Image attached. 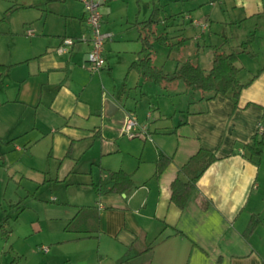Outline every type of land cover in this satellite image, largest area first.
I'll return each instance as SVG.
<instances>
[{"label": "crops", "instance_id": "1", "mask_svg": "<svg viewBox=\"0 0 264 264\" xmlns=\"http://www.w3.org/2000/svg\"><path fill=\"white\" fill-rule=\"evenodd\" d=\"M73 1L81 7L72 2L58 7V0L31 4V19L16 27L12 13L9 25H0V165L17 182L18 208L54 185L67 192L60 206L71 208L64 229L83 205L99 212L98 231L69 232L72 236L43 250L52 264H264V151L257 165L244 146L260 127L264 131V0H193L186 10H176L173 0L160 4L165 14L157 33L179 43L170 47L152 40L154 50L165 52L160 64L156 53L153 57L164 73H174L188 59L210 68L215 47L238 49L253 36L254 55L242 52L236 62L239 80L250 81L238 105L229 95L207 98L209 93L182 79L148 80L130 69L150 15L142 0L103 5L102 27L112 38L99 71L89 67L86 41L58 51L63 37L89 32L83 3ZM229 25L241 29L235 40ZM147 98L144 106L138 104ZM109 101L118 106L114 113ZM130 112L148 124L153 138L122 135ZM109 128L118 134L109 136ZM200 147L212 149L218 159L180 208L172 200V182L186 178L181 168ZM117 169L131 173L135 186L98 194L92 184ZM253 215L261 221L246 236ZM131 245L141 253L117 263Z\"/></svg>", "mask_w": 264, "mask_h": 264}, {"label": "trees", "instance_id": "2", "mask_svg": "<svg viewBox=\"0 0 264 264\" xmlns=\"http://www.w3.org/2000/svg\"><path fill=\"white\" fill-rule=\"evenodd\" d=\"M171 16H166L164 19L170 18ZM162 18L161 7L154 6L148 19L143 22L144 33L141 37L142 49L139 51V57L130 65V69H137L140 75L148 80L182 79L187 86L195 87L202 93H209L210 95L207 98H212L218 94L229 95L234 103L238 105L241 90L250 81L243 83L239 80L238 74L241 67L236 62L239 59V54L242 52L254 55L250 49L253 36L242 41L238 49L232 48L230 51H226L221 47H215L214 58L210 68L204 67L199 61L188 59L182 62L174 73L169 74L164 73L153 63L154 47L152 40H157L160 44L170 47L179 44L178 42L173 43L165 33H157V25L161 23ZM3 19H6V15ZM244 146L249 152V158L255 161L257 165H260L264 151V131L257 130L252 135L250 141L245 143ZM217 159L218 156L212 149L200 147L182 166L181 171L186 178L177 176L172 182V200L180 208L185 207L188 199L197 187V181ZM92 185L98 194L109 192L123 193L135 186L131 173L123 169L108 170L103 178ZM19 204L20 202L16 203L18 207L20 206ZM206 204L207 201H204L203 205L205 207ZM260 221L259 215H253L245 230V235L249 236ZM7 222L8 217L5 216L0 224V228L6 236L10 232V229L6 228ZM65 230L67 232L82 233L85 236H90L93 232L98 231L99 212L96 207L92 205L81 206L68 222ZM176 232L179 231L176 230ZM140 253V250L131 245L124 255L118 259L117 263L129 262ZM10 264L20 263L17 261V257H14Z\"/></svg>", "mask_w": 264, "mask_h": 264}, {"label": "rangeland", "instance_id": "3", "mask_svg": "<svg viewBox=\"0 0 264 264\" xmlns=\"http://www.w3.org/2000/svg\"><path fill=\"white\" fill-rule=\"evenodd\" d=\"M164 1L165 0H142L143 10L148 5L151 13L154 6L161 7L160 4ZM173 1L178 3L176 5V10H186L187 6H190L193 2V0ZM188 1L191 3L188 4ZM70 2L75 4L74 8L81 7L79 2H74L73 0H67V2L58 0L56 5L58 7H60V5L66 6ZM47 3L48 0H0V25H9V19L13 13L14 25L17 27L21 24L22 20L31 19V12H33L31 4H34V7H38L39 4L46 6ZM191 9H193V7H191ZM161 12L162 16H164L165 12ZM5 15L6 19H3ZM160 24L161 23L157 25L158 28ZM227 30L230 37L235 36V40L237 35L233 36V34H237L241 29H239L238 26L229 25L227 26ZM250 49L254 50L251 45ZM154 53L157 55L155 62L160 64L165 52L163 49L157 48V51L154 50ZM166 67L168 66H165V68ZM133 91L137 92L135 89H133ZM137 94H139L138 98H140L141 93L139 92ZM167 98V96L159 94V100L161 102H168L169 107L173 106L172 102ZM129 100L132 101L133 98ZM148 100V98L140 99L138 104L144 106L149 102ZM118 114L121 115L122 112ZM179 117L182 118V116ZM107 132L109 136H113L114 134H118L119 131L117 128H109ZM122 135L129 137L127 134L122 133ZM0 171L2 173H0V220L3 216H7L8 222L6 228L12 229L9 235L6 236L0 228V264H10L14 257H17V261L20 264H52L49 258L50 253L43 251L42 247L48 246L50 249L53 247L54 243H56V240L72 236L71 233L64 229L63 223L66 214H68V210L71 211V208H63V206H60L63 198H67V192H65L64 195V191H61L60 187L53 185V187L50 188L47 186L41 191L38 197L31 195L30 199L25 200L26 202L23 203L22 210L16 205L20 198L16 180L5 174L3 164L0 165ZM69 195L71 196L72 193L70 192ZM50 196H56L57 199L55 201L51 200ZM1 223L2 221H0V224ZM61 248L67 251L70 246H61ZM55 250L61 252L58 247L55 248ZM56 264H72V262L61 260Z\"/></svg>", "mask_w": 264, "mask_h": 264}, {"label": "built area", "instance_id": "4", "mask_svg": "<svg viewBox=\"0 0 264 264\" xmlns=\"http://www.w3.org/2000/svg\"><path fill=\"white\" fill-rule=\"evenodd\" d=\"M108 0H81L83 3L86 24L88 27V33H82L79 36H65L58 45V51L68 52L77 42L86 41L90 44V50L88 53L89 67L93 71H99L105 66V44L106 41L112 38V32L105 31L103 29V12L102 7ZM203 28L209 27L208 21L200 23ZM32 30L29 29L28 32ZM123 134H127L130 138H152L147 123H140L135 113L130 112L126 115ZM260 131H263V127H260ZM47 251L48 247H42Z\"/></svg>", "mask_w": 264, "mask_h": 264}, {"label": "water", "instance_id": "5", "mask_svg": "<svg viewBox=\"0 0 264 264\" xmlns=\"http://www.w3.org/2000/svg\"><path fill=\"white\" fill-rule=\"evenodd\" d=\"M117 109L118 106L113 101H109V112L114 113L115 111H117Z\"/></svg>", "mask_w": 264, "mask_h": 264}]
</instances>
